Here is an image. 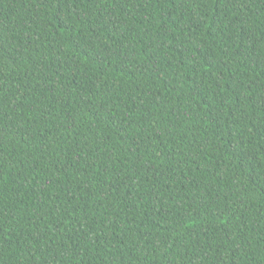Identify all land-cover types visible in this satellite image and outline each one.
Segmentation results:
<instances>
[{"label":"trees","instance_id":"1","mask_svg":"<svg viewBox=\"0 0 264 264\" xmlns=\"http://www.w3.org/2000/svg\"><path fill=\"white\" fill-rule=\"evenodd\" d=\"M0 264H264V0H0Z\"/></svg>","mask_w":264,"mask_h":264}]
</instances>
